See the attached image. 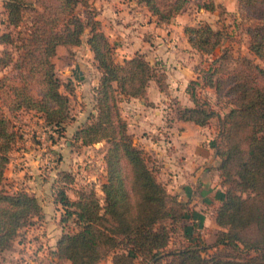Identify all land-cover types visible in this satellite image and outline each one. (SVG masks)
Instances as JSON below:
<instances>
[{"label": "trees", "instance_id": "16d2710c", "mask_svg": "<svg viewBox=\"0 0 264 264\" xmlns=\"http://www.w3.org/2000/svg\"><path fill=\"white\" fill-rule=\"evenodd\" d=\"M186 0H139L157 21H168ZM239 16L249 18L245 27L248 51L264 63V0H236ZM213 0L200 6L214 10ZM6 30L0 32V67L10 65L12 76H0V251L9 247L33 216L39 217V200L23 188L9 192L2 186L8 152L17 139L11 118L20 110L39 112L58 133L70 119L72 87L54 72L51 57L57 45L85 42L99 72L94 88L93 119L73 132L81 145L104 140L105 180L99 202L92 188H82L70 199L63 187H56L54 201L63 208L60 220L71 219L75 230H64L54 242L57 259L71 264H95L112 252L111 264H264V65L238 57L234 67L230 50L221 48L200 76L190 80L185 91L192 105L175 108V117L206 125L216 117L217 140L213 142L218 176L225 184L215 209L219 227L211 243L187 242L166 248L171 224L185 217V204L169 194L149 164L146 151L133 142L126 120L121 116V96L142 98L148 81L156 78L153 67L135 53L119 63L114 60L108 37L95 17L89 0H1ZM77 6L83 8L77 13ZM30 13L28 28L13 33ZM188 44L201 54L212 53L222 32L202 21L182 27ZM212 88L216 101L228 96L222 113L201 99L197 90ZM5 108V111L3 110ZM59 180H69L63 170ZM56 180V179H55ZM168 223V224H167ZM210 249V251H207Z\"/></svg>", "mask_w": 264, "mask_h": 264}, {"label": "rangeland", "instance_id": "374dc122", "mask_svg": "<svg viewBox=\"0 0 264 264\" xmlns=\"http://www.w3.org/2000/svg\"><path fill=\"white\" fill-rule=\"evenodd\" d=\"M89 1L95 7V17L99 19L101 29L111 44L114 60L122 63L124 59L140 53L153 67L155 77H160L164 83L162 91L158 88L154 90L153 87L157 85L154 77L151 78L148 81V97L143 98V104L138 102V98L132 100L135 108H138V113H143L139 117L141 127L137 126L138 116L127 118L132 140L146 151L149 164L156 170L157 179L163 183L169 194L175 195L176 199L185 204V217L171 226L167 223L170 227V237L166 248L178 247L192 241L211 243L219 229L214 222L217 206L214 203L222 196L225 187L216 169L218 158L213 155L215 151L212 144L218 138L215 128L217 119L211 117L206 125L195 126V130L190 128L200 146L208 147L210 160H202L195 169L190 166L183 168L180 172L181 182L176 181L177 177L173 176L169 165L171 156L168 149L175 145L169 129L177 127L176 123L171 122L175 108L188 102L192 105L185 91L186 86L191 79L200 81L208 61L218 54L221 48H228L232 54V59L227 63L228 68L234 67L241 56L264 65L247 48L245 27L251 20L239 16L236 0H213L216 5L211 11L200 6L204 0H186L181 10L168 21H157L139 0ZM76 11L81 14L83 8L77 6ZM29 17L30 13L27 12L18 27L9 29L13 33L26 30L30 22ZM202 21L222 32L220 45L218 44L210 54H201L193 49L182 32L183 25H196ZM3 30H6V25L0 0V32ZM85 38L86 30L82 33L78 45H57L55 54L51 57L57 77L72 87L70 93L63 86L59 87L61 92L69 96L70 119L64 124L62 132L58 133L54 127L44 122L39 112L32 110H20L11 118L12 128L18 136L8 152L2 186L9 192L19 187L30 189L37 195L42 214L39 217L33 216L11 243L17 242L19 246L10 245L0 251V264H71L68 260L57 259L53 250L54 242L62 231L76 229L71 219L60 220L64 211L61 205L54 201L56 187H63L70 199L76 198V191L92 188L102 203L100 185L105 180L103 155L107 143L101 140L81 145L73 137L76 127L93 119L92 115L95 114L94 88L99 72L93 65L92 53ZM4 48L10 49L15 57L13 48L0 44V50ZM3 74L12 76L14 70L10 65L0 67V76ZM197 94L201 99H206L218 114H222L229 106L228 96H223L217 102L212 88L203 87L197 90ZM149 97L155 100L149 101ZM129 100L130 97L121 96L118 101L122 117L128 111ZM3 110L5 111L4 107ZM147 115L150 120L146 122L144 117ZM176 142L180 143L177 138ZM26 149L28 151L25 152ZM36 153L41 159L45 157V160L40 162L36 159ZM175 155L178 157V154ZM212 161L213 164L209 165ZM204 167L207 170L200 173ZM59 170L68 174L70 179L59 180L61 175L56 174ZM190 170L193 175H189ZM194 174L209 177L211 181L205 190H194ZM182 177L192 185L184 182ZM111 260L112 252H108L95 264H111ZM132 261V264H144L138 258Z\"/></svg>", "mask_w": 264, "mask_h": 264}, {"label": "crops", "instance_id": "0c3cea01", "mask_svg": "<svg viewBox=\"0 0 264 264\" xmlns=\"http://www.w3.org/2000/svg\"><path fill=\"white\" fill-rule=\"evenodd\" d=\"M153 88H154V90L157 89V87H153ZM148 89H149V86L147 84L146 89H145L146 90L145 96H147V97H148ZM156 92H157L156 94H158V91H156ZM144 97L137 99L140 104H143L142 102L144 101V99H143ZM136 98L137 97H130V100L128 101V107H127L128 111L125 114H123V116H124L123 118H125V120L127 122L128 130H129V123H128L129 117H135V116L137 117L138 116V118H137V124L138 125L137 126L141 127L139 117L143 113L142 112L138 113V108H135V105L133 104V101H132V100H136ZM148 100L153 102L155 99L153 97H151ZM184 105H191V104L188 102V103H185ZM144 119L146 120V122L148 120H150L148 115L145 116ZM130 120H132V119H130ZM146 122H144V123H146ZM171 122L173 124L176 123L177 127L175 126L174 128L169 129V131L172 133L171 136L173 137V142L175 144L174 147L171 146L168 149V152L170 153L169 156H171V161L169 162V165L171 166L170 168H171L172 172L174 173L173 176L177 177L176 181L181 182L180 172H182L184 169L189 168V166L192 167L193 169L197 168L198 167L197 165L199 163H201L202 160H205V159L210 160V157H208L210 155L209 154L210 152H209L207 146H205V145H204V147L200 146L201 144L198 143L199 141H196V139H195V135H194L195 133L190 132V128H193V130H195V126H200V125L194 124L191 121L178 120V119H176L175 115H174L173 121H171ZM191 124H193L194 126H191ZM145 125H147V124H145ZM129 132L132 133V131H130V130H129ZM176 138L179 140L180 143L176 142ZM41 139H42V137H41ZM26 151H28V149H26L25 152ZM175 154H178V157ZM214 154H215V152L213 153V155ZM39 156L40 155L36 153L35 157L40 162L42 160H45V157H43V159H41ZM166 158H168V157H166ZM211 160H214V159H211ZM212 164H213V161L209 163V165H212ZM191 170H190L189 175H193V173H192L193 170L192 171ZM205 170H207V168L204 167V169L202 171L200 170L201 171L200 173L205 172ZM7 172H6V174H7ZM3 176H4V174H3ZM182 178H183L184 182L185 181L189 182L188 180L185 179V177H182ZM210 181L211 180L209 179V177L207 175L194 174L193 181H192L193 182L192 184L194 185V190L195 189H200V191L205 190V188L208 187ZM189 183L191 184V182H189ZM197 186H199V188H197ZM19 188H21V187H19ZM22 188L27 190L28 192L32 193L31 190L28 189L27 187H22ZM34 195L37 197L36 194H34ZM221 197L222 196H219L217 198V200L214 203L215 205L218 204L219 199ZM19 245H20L19 243L15 242V243L11 244V247L19 246Z\"/></svg>", "mask_w": 264, "mask_h": 264}]
</instances>
